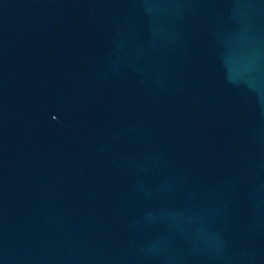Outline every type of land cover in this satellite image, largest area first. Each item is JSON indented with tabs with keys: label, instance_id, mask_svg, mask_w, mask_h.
I'll use <instances>...</instances> for the list:
<instances>
[{
	"label": "water",
	"instance_id": "1",
	"mask_svg": "<svg viewBox=\"0 0 264 264\" xmlns=\"http://www.w3.org/2000/svg\"><path fill=\"white\" fill-rule=\"evenodd\" d=\"M0 264H264V0H0Z\"/></svg>",
	"mask_w": 264,
	"mask_h": 264
}]
</instances>
